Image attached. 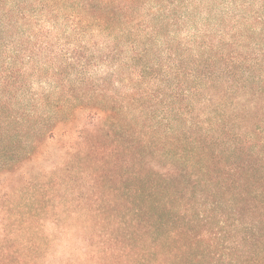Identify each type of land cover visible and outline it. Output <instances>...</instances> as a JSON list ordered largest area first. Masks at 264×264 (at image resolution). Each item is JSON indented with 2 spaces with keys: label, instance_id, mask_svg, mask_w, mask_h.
Wrapping results in <instances>:
<instances>
[{
  "label": "trees",
  "instance_id": "obj_1",
  "mask_svg": "<svg viewBox=\"0 0 264 264\" xmlns=\"http://www.w3.org/2000/svg\"><path fill=\"white\" fill-rule=\"evenodd\" d=\"M161 1L0 0V179L67 164L0 181V264H264V19Z\"/></svg>",
  "mask_w": 264,
  "mask_h": 264
},
{
  "label": "rangeland",
  "instance_id": "obj_2",
  "mask_svg": "<svg viewBox=\"0 0 264 264\" xmlns=\"http://www.w3.org/2000/svg\"><path fill=\"white\" fill-rule=\"evenodd\" d=\"M153 4H161V0H151ZM190 5L191 16H189L188 22L191 24L189 31L193 33L194 31L201 29L204 34H212L215 36H220V33L225 31L226 26H230V22L238 24L240 27L245 28L246 26L253 25L257 18L264 19V0H186ZM49 26H47V29ZM242 28L236 29L235 32H240ZM65 30V26L59 29V31ZM260 29V28H259ZM58 31L54 30V36H57ZM69 32V31H68ZM186 35V34H185ZM56 85L51 84L49 81L45 80L43 84H38L35 80L34 84L30 85L33 92H46L55 99H58L62 94L59 90L56 91ZM63 146L62 141L56 140L55 142L47 141L42 147L44 155L35 160L29 161V163L24 166L22 174L18 172L16 174L4 175L0 181L4 184V187L8 189L17 188L21 190L27 184H37L44 185L46 182L49 184L48 175L52 171L51 169L55 165L65 164L59 162L57 158V152ZM65 164V168H66ZM13 191V190H11ZM81 191V190H80ZM78 189L75 193L80 192ZM83 192V191H82ZM6 194H10V191H4L0 193V220H4L5 214L7 212L4 205L2 204V198ZM78 195V194H77ZM68 202L74 203L73 197L68 196ZM5 204V202H4ZM75 204V203H74ZM6 205V204H5ZM3 212V214H2ZM0 222V230L3 224ZM7 224V222H5ZM48 228H54L49 225ZM64 253L57 255V251H53L51 256L47 257L45 264H59L62 261Z\"/></svg>",
  "mask_w": 264,
  "mask_h": 264
}]
</instances>
